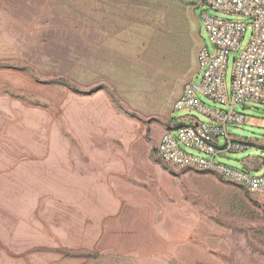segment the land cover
<instances>
[{"label": "rangeland", "instance_id": "obj_1", "mask_svg": "<svg viewBox=\"0 0 264 264\" xmlns=\"http://www.w3.org/2000/svg\"><path fill=\"white\" fill-rule=\"evenodd\" d=\"M189 1L0 0V264H264V186L155 154L173 123L211 124L173 107L200 84V46L212 51L201 14L246 23L228 99L252 33L249 18ZM234 112L245 122L227 132L245 148L215 162L261 176L264 105Z\"/></svg>", "mask_w": 264, "mask_h": 264}, {"label": "built area", "instance_id": "obj_2", "mask_svg": "<svg viewBox=\"0 0 264 264\" xmlns=\"http://www.w3.org/2000/svg\"><path fill=\"white\" fill-rule=\"evenodd\" d=\"M197 3L205 4L215 11L249 18L252 23L251 37L234 61L228 99L224 88V72L229 54L240 46L246 23L201 14L212 51L205 44L200 46L197 53V64L203 70L200 84L192 85L190 81L185 83L173 107L175 110L198 109L211 120V124L200 123L194 117H190L187 124L183 121L173 123L161 137L155 154L171 167L213 171L224 179L255 191L264 186V174L251 176L242 170L215 162V157L226 151L245 148L234 143L227 132L229 125L245 122V117L234 112V107L239 104L245 108L250 102L264 105V0H197ZM196 90L219 104H228L230 111L204 107L195 97ZM172 127H176L178 138L174 137ZM178 139L209 158L186 153L178 146Z\"/></svg>", "mask_w": 264, "mask_h": 264}, {"label": "crops", "instance_id": "obj_3", "mask_svg": "<svg viewBox=\"0 0 264 264\" xmlns=\"http://www.w3.org/2000/svg\"><path fill=\"white\" fill-rule=\"evenodd\" d=\"M194 1H196L197 2V0H190L189 2H191L192 4L194 3Z\"/></svg>", "mask_w": 264, "mask_h": 264}, {"label": "trees", "instance_id": "obj_4", "mask_svg": "<svg viewBox=\"0 0 264 264\" xmlns=\"http://www.w3.org/2000/svg\"><path fill=\"white\" fill-rule=\"evenodd\" d=\"M174 124H175V123H174ZM179 125H181V124H178V126H179ZM168 127H169V126H168ZM169 128H170V127H169ZM260 165H261V163H260ZM260 165H259V166H260ZM259 166H258V167H259ZM258 167H257V168H258Z\"/></svg>", "mask_w": 264, "mask_h": 264}]
</instances>
